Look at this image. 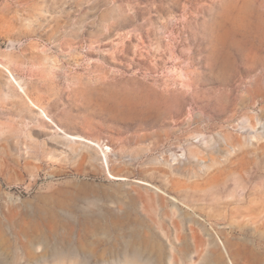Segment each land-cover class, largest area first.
Masks as SVG:
<instances>
[{
    "label": "rangeland",
    "instance_id": "1",
    "mask_svg": "<svg viewBox=\"0 0 264 264\" xmlns=\"http://www.w3.org/2000/svg\"><path fill=\"white\" fill-rule=\"evenodd\" d=\"M136 252L264 264V0H0V264Z\"/></svg>",
    "mask_w": 264,
    "mask_h": 264
},
{
    "label": "bare ground",
    "instance_id": "2",
    "mask_svg": "<svg viewBox=\"0 0 264 264\" xmlns=\"http://www.w3.org/2000/svg\"><path fill=\"white\" fill-rule=\"evenodd\" d=\"M8 73L10 74V72L8 71ZM11 75V74H10ZM11 77H12V75H11ZM12 79H13V81H15V79L12 77ZM10 83H11V85H12V81H10ZM16 84L19 86V88H20V90H21V92H22V94L25 96V98L27 99V101H28V103H29V105H31V107H33L34 109H36L37 111H39L40 113H42L44 116H45V113H44V111H43V109L37 104V103H35L29 96H28V94L26 93V91L24 90V88L23 87H21L20 85H19V83L18 82H16ZM75 140H77L76 138H74ZM142 255H141V253L140 252H136L135 254H134V261L132 260V264H136L138 261H139V259H141L142 257H141Z\"/></svg>",
    "mask_w": 264,
    "mask_h": 264
}]
</instances>
